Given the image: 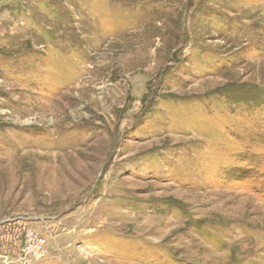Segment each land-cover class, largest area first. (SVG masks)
<instances>
[{
    "label": "rangeland",
    "instance_id": "rangeland-1",
    "mask_svg": "<svg viewBox=\"0 0 264 264\" xmlns=\"http://www.w3.org/2000/svg\"><path fill=\"white\" fill-rule=\"evenodd\" d=\"M0 264H264V0H0Z\"/></svg>",
    "mask_w": 264,
    "mask_h": 264
}]
</instances>
